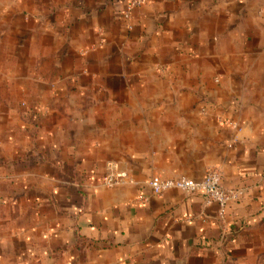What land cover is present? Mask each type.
<instances>
[{"label": "crops", "instance_id": "0c3cea01", "mask_svg": "<svg viewBox=\"0 0 264 264\" xmlns=\"http://www.w3.org/2000/svg\"><path fill=\"white\" fill-rule=\"evenodd\" d=\"M128 1L0 5V264H264V0Z\"/></svg>", "mask_w": 264, "mask_h": 264}, {"label": "built area", "instance_id": "2783aa9c", "mask_svg": "<svg viewBox=\"0 0 264 264\" xmlns=\"http://www.w3.org/2000/svg\"><path fill=\"white\" fill-rule=\"evenodd\" d=\"M144 2L145 0H129L123 12L124 17L127 18L132 8L142 5ZM105 168V173L100 178L102 185L114 187L118 185L137 184L127 171L120 169L117 165L107 163ZM146 185L155 196H160L169 189H177L184 193L199 194L206 205L211 203L217 204L218 214L221 217L224 216L228 206L237 201L242 193L241 189L224 187L221 183V173L216 168L207 169L200 179H192L185 176L171 178L152 176L146 182ZM140 199L145 200V197L141 196Z\"/></svg>", "mask_w": 264, "mask_h": 264}, {"label": "rangeland", "instance_id": "374dc122", "mask_svg": "<svg viewBox=\"0 0 264 264\" xmlns=\"http://www.w3.org/2000/svg\"><path fill=\"white\" fill-rule=\"evenodd\" d=\"M9 2V0H0V5Z\"/></svg>", "mask_w": 264, "mask_h": 264}]
</instances>
